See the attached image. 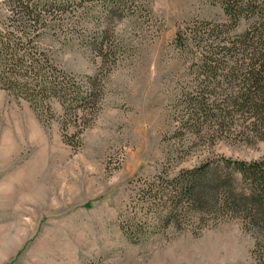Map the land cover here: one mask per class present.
Listing matches in <instances>:
<instances>
[{
	"label": "rangeland",
	"instance_id": "obj_1",
	"mask_svg": "<svg viewBox=\"0 0 264 264\" xmlns=\"http://www.w3.org/2000/svg\"><path fill=\"white\" fill-rule=\"evenodd\" d=\"M133 5L135 15L101 22L124 46L114 63L78 39L46 40L65 71L102 79L99 109L83 133L64 131L58 117L40 120L25 101L0 89V264L252 263L254 235L238 219L139 243L119 228L129 181L137 177L174 174L215 155L264 157V140L232 137L199 142L183 160L169 159L178 145L168 114L186 67L172 40L186 23L216 18L222 10L218 0ZM83 25L89 41L92 28Z\"/></svg>",
	"mask_w": 264,
	"mask_h": 264
},
{
	"label": "trees",
	"instance_id": "obj_2",
	"mask_svg": "<svg viewBox=\"0 0 264 264\" xmlns=\"http://www.w3.org/2000/svg\"><path fill=\"white\" fill-rule=\"evenodd\" d=\"M134 1L3 0L0 89L25 101L40 120L58 117L64 131L83 133L99 109L102 79L65 71L46 40L78 39L103 62L114 63L124 46L101 22L135 15ZM218 3L220 16L192 20L172 40L186 66L168 114L174 126L170 138L178 145L172 162L183 160L199 142L264 140V0ZM83 23L92 28L89 41ZM129 186L118 220L131 243L238 219L254 235L251 264H264V157L215 155L174 174L137 177Z\"/></svg>",
	"mask_w": 264,
	"mask_h": 264
}]
</instances>
